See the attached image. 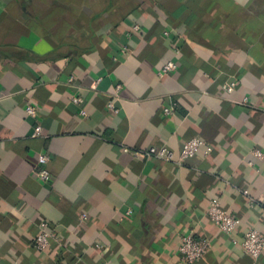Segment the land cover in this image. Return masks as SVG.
Returning <instances> with one entry per match:
<instances>
[{
  "label": "crops",
  "instance_id": "1",
  "mask_svg": "<svg viewBox=\"0 0 264 264\" xmlns=\"http://www.w3.org/2000/svg\"><path fill=\"white\" fill-rule=\"evenodd\" d=\"M194 138L210 150L182 165L142 154ZM250 230L264 234V0H0V264H186V235L211 243L195 264H264L242 249Z\"/></svg>",
  "mask_w": 264,
  "mask_h": 264
},
{
  "label": "built area",
  "instance_id": "2",
  "mask_svg": "<svg viewBox=\"0 0 264 264\" xmlns=\"http://www.w3.org/2000/svg\"><path fill=\"white\" fill-rule=\"evenodd\" d=\"M134 30L139 31L140 28L135 26ZM177 68V63L169 61L158 71V75L160 77H165L174 73ZM224 88L228 93H231L234 90V85H226ZM120 89L121 86L117 85L116 92L118 93ZM74 102L81 103V99L76 98L74 99ZM109 108L114 113L119 112L114 105V102L109 103ZM26 113L31 117H36L38 109L33 105H29L26 108ZM81 113L82 115L87 116V112L82 111ZM40 133L41 127L38 126L35 128V135H39ZM206 146L207 145L203 140L194 138L183 144L178 157H176L172 150L166 147H151L142 154L147 157H154L164 162L182 165L200 153L206 154V151L210 150L209 148H206ZM254 154L259 159L263 158V154L260 151H255ZM48 162V156L46 154H41L38 159L40 168L34 173L35 177L43 182H48L51 178L50 173L46 168ZM207 216L221 232L226 234H233L241 224L240 219L225 210L221 203L216 200L211 201L207 210ZM47 229L48 223H42L39 228V232L34 239V245L40 251H46L50 246L51 239L55 237L52 233H49ZM241 246L248 256L254 260H258L264 253V234L257 230L248 231L243 238ZM210 247L211 243L208 240L196 238L193 235H186L181 239L178 251L183 262L186 264H195L197 261L202 259V257H204Z\"/></svg>",
  "mask_w": 264,
  "mask_h": 264
}]
</instances>
